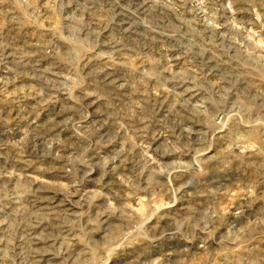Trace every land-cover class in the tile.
Wrapping results in <instances>:
<instances>
[{
    "label": "rangeland",
    "instance_id": "rangeland-1",
    "mask_svg": "<svg viewBox=\"0 0 264 264\" xmlns=\"http://www.w3.org/2000/svg\"><path fill=\"white\" fill-rule=\"evenodd\" d=\"M0 264H264V0H0Z\"/></svg>",
    "mask_w": 264,
    "mask_h": 264
}]
</instances>
